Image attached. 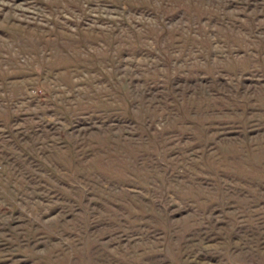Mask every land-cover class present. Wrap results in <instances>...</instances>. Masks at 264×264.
Segmentation results:
<instances>
[{
  "label": "rangeland",
  "instance_id": "obj_1",
  "mask_svg": "<svg viewBox=\"0 0 264 264\" xmlns=\"http://www.w3.org/2000/svg\"><path fill=\"white\" fill-rule=\"evenodd\" d=\"M0 264H264V0H0Z\"/></svg>",
  "mask_w": 264,
  "mask_h": 264
}]
</instances>
